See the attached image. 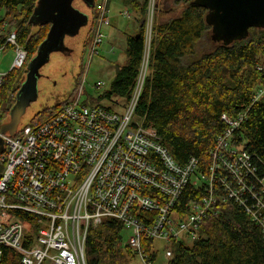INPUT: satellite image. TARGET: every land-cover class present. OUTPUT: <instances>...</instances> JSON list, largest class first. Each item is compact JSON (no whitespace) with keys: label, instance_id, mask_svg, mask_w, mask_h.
I'll use <instances>...</instances> for the list:
<instances>
[{"label":"built area","instance_id":"built-area-1","mask_svg":"<svg viewBox=\"0 0 264 264\" xmlns=\"http://www.w3.org/2000/svg\"><path fill=\"white\" fill-rule=\"evenodd\" d=\"M109 1L94 5L88 63L107 37L104 28L111 26ZM157 10V0H147L145 40H152ZM1 19L0 38L8 28ZM8 48L14 53L9 71H17L28 52L18 45L16 29L0 44V61ZM149 57L150 48L122 112L82 102L83 81L52 117L9 137L1 134L0 101L5 144L0 153V264L4 248L21 254L22 264H87L88 234L105 220L122 223L123 240L143 264H152L143 242L152 243L157 257L155 241L164 242L169 260L170 244L191 245L204 238V219L218 217L214 207L229 203L243 208L264 239V175L244 146L234 143L248 108L222 116L227 127L216 139L206 171L196 158L177 163L157 131L136 116ZM6 75L0 70V90ZM255 95L264 99V86ZM187 187L198 198L180 204Z\"/></svg>","mask_w":264,"mask_h":264},{"label":"trees","instance_id":"trees-1","mask_svg":"<svg viewBox=\"0 0 264 264\" xmlns=\"http://www.w3.org/2000/svg\"><path fill=\"white\" fill-rule=\"evenodd\" d=\"M38 1L0 0L1 20L8 24L0 44L16 29L18 45L28 52L24 66L10 71L4 78L0 90L1 105H6L2 121L8 118L15 105L28 64L49 31V25L34 31L30 23ZM177 1L186 4L183 12L153 26L149 70L136 116L144 120L146 127L157 131L162 144L177 163L183 165L188 159L196 158L200 170L206 171L212 162L210 153L215 148L216 139L227 127L222 116L228 114L233 117L248 108V118L237 130L234 143L244 146L253 157L259 175L263 176L264 99L254 101V96L255 90L264 86V71L259 70L264 66V29H251L247 39L231 45L215 43L210 39L211 27L206 23L208 10L195 5V0ZM121 2L139 14L141 25L135 35L126 38L127 62L124 66H116L110 89L96 99L88 98L89 104L109 109L117 104L110 106L104 102L111 103L113 98L127 102L131 98L146 49L147 0ZM95 21L93 9L89 41ZM63 104L39 112L31 124L49 119ZM197 198L194 188L187 187L179 203L185 204ZM214 208L219 211V216L210 214L204 219L201 225L204 238L191 245L170 244L168 264H264L262 232L252 224L243 208L232 203ZM121 239L123 225L120 222L105 220L91 229L86 242V263L123 264L131 252L118 247ZM143 246L149 260L155 262L157 254L151 252L152 243L143 242ZM1 261V264H22V255L4 248Z\"/></svg>","mask_w":264,"mask_h":264},{"label":"water","instance_id":"water-1","mask_svg":"<svg viewBox=\"0 0 264 264\" xmlns=\"http://www.w3.org/2000/svg\"><path fill=\"white\" fill-rule=\"evenodd\" d=\"M94 2L95 0L38 1L30 23L34 31L46 25H49V31L28 64V72L16 94L15 105L8 118L1 123L2 135L13 137L26 128L19 126L20 112L31 102L39 80L46 77L44 68L50 63L53 54L70 57L77 49L72 46L76 44V37L83 39L84 51L86 39L84 40L83 31L88 28L87 37L92 29ZM82 3L86 4L84 8ZM193 3L208 10L206 23L211 27V38L215 43L231 45L247 39L251 29H264V0H195ZM4 146V141L0 139V153L4 151Z\"/></svg>","mask_w":264,"mask_h":264},{"label":"rangeland","instance_id":"rangeland-1","mask_svg":"<svg viewBox=\"0 0 264 264\" xmlns=\"http://www.w3.org/2000/svg\"><path fill=\"white\" fill-rule=\"evenodd\" d=\"M100 1L102 0H95L94 3ZM121 1L122 0L109 1V15L111 17L112 26H110L109 28H104V32L107 37L99 48V54L93 58L92 62L88 63V55H86L88 46L86 47L85 45L84 51H86L84 53L83 39H81L80 37H76V44H72V46L76 47L77 49L75 52L72 53L70 57L59 53L53 54L50 63L47 64L44 68L43 73L46 77H44L42 80H39L37 90L35 91L33 98H31V102L23 108L22 112H20V128L29 126L30 121L37 113L70 100L71 97H73L76 93L80 84H83V81L84 92L83 97L81 99L82 102L88 103V98L96 99L105 91L110 89L111 83L115 76V72H113L112 70V74L107 75L106 68L109 66V63H115L116 61H118V59L112 56L111 53L109 56L106 51L109 47L107 41L108 34L109 32L113 33L111 29L112 27H115L117 25L119 26V31H122L123 25H128L130 22V19L128 18L122 16L120 17V12L122 13V11L124 10V6ZM85 5L82 3L83 8L85 7ZM157 5L159 11L157 10V12L155 13L156 16L154 19V24H156V22H166L171 18L178 17L181 12H183L186 6L185 3L177 0H157ZM162 10H165L164 13L162 12ZM132 14L133 18L140 27L141 22L139 14L135 13L134 11ZM132 25L130 22V26ZM139 27H137L138 29L136 30V32L139 31ZM129 28H131V30H134L133 27ZM211 34L212 33L210 32V39ZM149 48L150 41L146 40L145 52L147 55ZM115 53H121L120 55L123 56L125 52H123L122 50H118L115 51ZM262 58L264 60V57ZM13 60L14 53L12 52V48L6 49L0 61L1 72L9 73ZM119 62L121 61L119 60ZM146 68L148 74L149 67ZM104 103H107L110 106L117 104L113 109L122 112L124 110L123 104H125L126 101L125 99L113 98L111 101L112 104L108 103V101ZM2 108H6V105L3 104ZM125 242L126 240L121 239L118 242V247L129 249L128 245ZM155 244L158 257L155 262L151 261L152 264H168V260L165 258V251L168 245L158 240L155 241ZM130 252V256L126 255V261L123 264H143L142 260L138 256H136L132 252V250H130Z\"/></svg>","mask_w":264,"mask_h":264},{"label":"crops","instance_id":"crops-1","mask_svg":"<svg viewBox=\"0 0 264 264\" xmlns=\"http://www.w3.org/2000/svg\"><path fill=\"white\" fill-rule=\"evenodd\" d=\"M137 1H139V0H137ZM140 2H142V1H140ZM124 11H128L129 17H126V18L130 19L129 21L131 22V25H132V23H133V25L130 26V22L128 25H126V24L123 25L122 31H119L120 29L118 28L119 26H117V25L115 27L111 28L113 33L109 32V34H108L107 41H108L109 47L107 48L106 51L109 54V56L111 53V55L114 56L116 59H118V61H116L115 63H109V66L106 68L107 69V71H106L107 75L112 74V70H113V72L116 73L115 68L117 65H123L124 66L126 64V62H127V56L125 55L126 54V42H125L126 38L128 35H135L137 33L136 32V30L138 29L137 27H139L138 23L135 21V19L132 16L133 10H131L129 7L124 6V10L122 11V13L120 12V17L121 16L125 17L124 15H122ZM114 24H115V22H114ZM129 27H133L134 30H131V28H129ZM87 29L88 28H86V30L83 31L84 40L86 39L85 45L87 44V42L89 40V34L86 37L87 31H88ZM66 43H67V40H66ZM118 50H122L123 52H125L123 54V56L120 55L121 53H115V51H118ZM12 52H13V50H12ZM119 60L121 62H119ZM110 66H112V67H110Z\"/></svg>","mask_w":264,"mask_h":264},{"label":"bare ground","instance_id":"bare-ground-1","mask_svg":"<svg viewBox=\"0 0 264 264\" xmlns=\"http://www.w3.org/2000/svg\"><path fill=\"white\" fill-rule=\"evenodd\" d=\"M88 47H89V45H88ZM88 51V50H87ZM259 70H263L264 71V66H261V68H259ZM3 81H4V78H3ZM263 100V98H259L258 96H254V101H262Z\"/></svg>","mask_w":264,"mask_h":264}]
</instances>
